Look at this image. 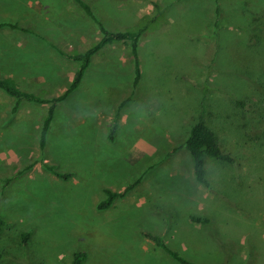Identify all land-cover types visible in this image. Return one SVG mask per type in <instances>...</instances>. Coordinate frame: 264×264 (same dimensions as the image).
<instances>
[{"label":"rangeland","instance_id":"obj_1","mask_svg":"<svg viewBox=\"0 0 264 264\" xmlns=\"http://www.w3.org/2000/svg\"><path fill=\"white\" fill-rule=\"evenodd\" d=\"M2 1L6 17L18 20L14 0ZM44 1L47 36L6 29L0 51L12 59L6 72L21 90L51 99L80 64L58 51L82 53L101 35L72 0ZM82 1L109 32L155 20L141 36V79L133 91L127 46L95 53L80 85L56 105L43 150L46 105L21 102L13 112L14 100L0 90V252L7 258L0 264H70L76 252L86 254L83 264H177L144 234L195 264H221L212 254L224 261L226 241L232 264H264V120L250 127L235 103L264 100V0ZM42 47V62L31 55L21 62L23 50L41 56ZM128 98L110 142L109 126ZM201 105L238 164L234 173L205 159L210 191L195 181L183 147ZM105 189L122 196L100 210ZM189 216L208 218L217 242ZM249 234L256 240L250 247Z\"/></svg>","mask_w":264,"mask_h":264},{"label":"trees","instance_id":"obj_2","mask_svg":"<svg viewBox=\"0 0 264 264\" xmlns=\"http://www.w3.org/2000/svg\"><path fill=\"white\" fill-rule=\"evenodd\" d=\"M72 1L82 10V12L87 17H89L93 21V23L97 24L98 31L101 37L93 45L83 50L82 53L73 52L71 54H65L61 51H58V54H60L61 56L69 60L80 63L78 68L74 72L72 80L69 83L66 90L59 96L53 97L51 99H44L39 96L21 91L16 83V80L13 78H0V90L3 91L6 95L12 97V99L14 100V105L12 108L13 112L17 110V107L21 102L32 103L37 105H46V112L44 119L41 123V128L39 131V138H38V147L41 150H43V148L46 145V136L50 124L53 120V115L56 105L63 102L68 97V95L79 86L84 76V73L90 64L91 57L98 51L115 44H120L128 47L129 55L131 57L132 66H133L132 88L133 91L135 90L141 79V69H140V62L137 53V44L142 34L146 32L149 29L150 24L154 23L155 21L154 19L148 20L143 24V26L138 27L134 30L113 33L103 28V26L94 17L90 7L84 1L82 0H72ZM7 26L10 29L22 31L36 36L31 29H23L15 24L14 25L9 24ZM37 38L40 39L42 37H37ZM249 40L251 41V39ZM129 102H130L129 98L125 99L117 107V111L114 115V119L111 122L107 132V139L110 142L114 140V135L117 129V117L121 109ZM235 103L240 108L241 112L244 113L245 120L247 123H249L250 127H254L255 122L259 124L262 120H264V117L261 114L264 113V100L258 99L257 96H251L250 98L246 99V101H236ZM183 147L189 156L192 165V173L195 181L207 191H210V184L206 179V171L204 168L205 159H211L214 160L215 162L223 163L224 165H227L230 168H232L234 173L237 172L236 169L238 164L236 159L229 152H226L222 149L217 135L206 124L204 119V108L202 105L198 116L189 127V131L184 140ZM44 168L50 174L58 178H66V175L54 171L52 166L44 165ZM103 194H104V199L97 206V208L100 210L109 208L117 197L122 196V193H115L108 189H105L103 191ZM188 218L190 222L193 224L204 225L207 228V232H206L207 236L212 237L213 240L217 242L218 239L216 237V233L214 232V229L212 228L211 222L208 218L206 217L197 218L196 216H189ZM3 224L4 221L0 218V231L3 227ZM252 234L251 235L249 234L245 238L246 245H248L249 247L253 245L256 241L255 239L251 238ZM29 236L30 235L27 233H24L20 236V240H21L20 244L21 247L23 248V260H25L28 257L26 247L28 244ZM143 236L148 241L153 243L156 247L161 248L177 264H195L194 262H190L186 259H183L176 252L171 251L164 244L162 238L151 234H144ZM231 245H232L231 242L226 241L220 244L219 246L220 247L219 252L224 254V256H226L224 261L219 260L220 254L218 252L212 254V259H214L215 262L220 261L221 264H232L234 257L232 250L233 248L231 247ZM224 248L225 250H223ZM6 259L7 258L0 252V263H3ZM85 260H86L85 253L76 252L73 254L70 264H83ZM262 262H264L263 259Z\"/></svg>","mask_w":264,"mask_h":264},{"label":"crops","instance_id":"obj_3","mask_svg":"<svg viewBox=\"0 0 264 264\" xmlns=\"http://www.w3.org/2000/svg\"><path fill=\"white\" fill-rule=\"evenodd\" d=\"M30 4H31V7H30L31 9H29V13L31 15L35 16V18L29 17L30 14H28V9L27 8H28V6ZM11 5L12 6H16L19 9L18 11L20 12V16L18 17V20L14 19L11 13H9V16L6 17V15H5L6 7H5L3 1L0 0V42L2 41L1 37H4L6 29L7 30H11V31L14 30V29H10L7 26L9 24H12V25L15 24L18 27L23 28V29H31L37 37L44 38V37L47 36L45 34V29L46 28H45V25H44V22L46 21V6H45V1L44 0H31V1L30 0H14V1H12ZM33 23H34V25L31 27V25ZM19 32H22V31H19ZM27 34L31 35L29 33H27ZM31 36L37 38L34 35H31ZM141 38L142 37H140V39L138 41V44H137V53H138V49H139L140 43L142 41ZM1 43L3 44V42H1ZM43 49L44 48L42 47L41 51H42L43 55L40 52L41 56L39 55V51L33 52V51H30V50H23L22 53H20L21 62L23 60H24L25 63L29 62V55H31V60L32 61H37V63H38L39 60H40L42 62L43 58H44ZM11 67H12V59L11 58H7L5 51H0V78H13V79L16 80V83H17V85L19 87L18 78L15 77L14 74H11V72H6V70L11 68ZM19 89H20V87H19ZM21 91H23V90H21ZM23 92H25V91H23ZM25 93H27V92H25Z\"/></svg>","mask_w":264,"mask_h":264}]
</instances>
